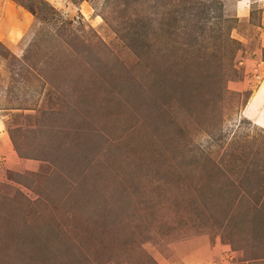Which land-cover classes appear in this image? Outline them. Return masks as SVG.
<instances>
[{"label": "rangeland", "instance_id": "obj_1", "mask_svg": "<svg viewBox=\"0 0 264 264\" xmlns=\"http://www.w3.org/2000/svg\"><path fill=\"white\" fill-rule=\"evenodd\" d=\"M3 134L0 264H264V0H0Z\"/></svg>", "mask_w": 264, "mask_h": 264}, {"label": "crops", "instance_id": "obj_2", "mask_svg": "<svg viewBox=\"0 0 264 264\" xmlns=\"http://www.w3.org/2000/svg\"><path fill=\"white\" fill-rule=\"evenodd\" d=\"M9 146H10L9 137H6L5 134H3L2 139L0 140V148L3 149V154H4V151H5V155L6 156H10V159L12 161V160H14L15 156H14L12 150H8L7 151V148L9 149ZM5 148H6V150H5Z\"/></svg>", "mask_w": 264, "mask_h": 264}]
</instances>
